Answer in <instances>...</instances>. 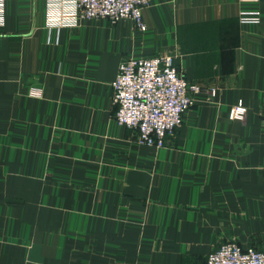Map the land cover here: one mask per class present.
<instances>
[{
    "label": "crops",
    "instance_id": "crops-1",
    "mask_svg": "<svg viewBox=\"0 0 264 264\" xmlns=\"http://www.w3.org/2000/svg\"><path fill=\"white\" fill-rule=\"evenodd\" d=\"M2 1L0 264L264 250V0H151L145 31L77 20L71 0ZM131 57H170L201 89L164 147L115 121L111 84Z\"/></svg>",
    "mask_w": 264,
    "mask_h": 264
},
{
    "label": "built area",
    "instance_id": "built-area-1",
    "mask_svg": "<svg viewBox=\"0 0 264 264\" xmlns=\"http://www.w3.org/2000/svg\"><path fill=\"white\" fill-rule=\"evenodd\" d=\"M77 20H107L117 24L129 19L140 31L146 30L142 10L151 0H71ZM245 21H255L248 18ZM3 1L0 0V27L3 26ZM112 105L118 125L137 133L140 147L161 148L183 122L187 110L201 93L174 66L170 57L126 58L111 84ZM213 95V91L210 92ZM232 118L242 122L244 103L232 107ZM205 264H264V250L242 249L229 242L210 252Z\"/></svg>",
    "mask_w": 264,
    "mask_h": 264
}]
</instances>
